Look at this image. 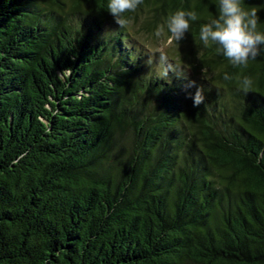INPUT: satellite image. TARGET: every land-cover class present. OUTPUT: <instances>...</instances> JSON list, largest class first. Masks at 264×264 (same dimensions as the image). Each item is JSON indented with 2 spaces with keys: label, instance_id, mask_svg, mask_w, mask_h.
<instances>
[{
  "label": "trees",
  "instance_id": "1",
  "mask_svg": "<svg viewBox=\"0 0 264 264\" xmlns=\"http://www.w3.org/2000/svg\"><path fill=\"white\" fill-rule=\"evenodd\" d=\"M108 2L0 0V264H264V55L204 46L218 0H144L125 28ZM176 10L199 17L179 44Z\"/></svg>",
  "mask_w": 264,
  "mask_h": 264
},
{
  "label": "clouds",
  "instance_id": "2",
  "mask_svg": "<svg viewBox=\"0 0 264 264\" xmlns=\"http://www.w3.org/2000/svg\"><path fill=\"white\" fill-rule=\"evenodd\" d=\"M144 3V0H109L107 10L114 17L115 23L120 28H125L128 18L125 13L135 12ZM243 0H218V14L209 22L200 27L199 37L205 47L215 45L216 52L227 58L233 67L247 68L250 60L264 55V32L258 30L260 18L255 9L246 10ZM199 19L195 11L176 10L167 17L166 28L169 36V43H180L185 38L192 22ZM163 29L158 28L156 35L159 37ZM159 54L157 67L160 69L158 78L167 79L169 72L182 74L183 68L170 61L163 49L152 53L147 61L153 63L155 54ZM225 81L233 77L227 72L224 73ZM239 90L246 95L252 91L253 80L250 76H237ZM188 87H196L195 81H190ZM203 87H196L195 94L189 93L193 99V106H199L204 102Z\"/></svg>",
  "mask_w": 264,
  "mask_h": 264
}]
</instances>
